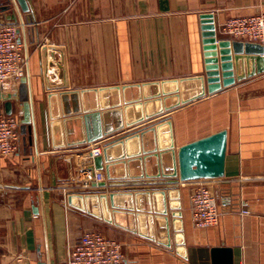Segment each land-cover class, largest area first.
Here are the masks:
<instances>
[{
    "label": "crops",
    "instance_id": "crops-1",
    "mask_svg": "<svg viewBox=\"0 0 264 264\" xmlns=\"http://www.w3.org/2000/svg\"><path fill=\"white\" fill-rule=\"evenodd\" d=\"M1 2L10 8L0 10V23L19 25V42L28 58L25 84L33 124L32 132L21 126L12 156L0 155V264H20V255L27 264H67L70 248L86 231L118 240L125 264H214L212 250L220 246L231 249L232 264H264V71L247 59L238 67L232 43L245 40L219 30L230 18L264 13V0H28V12L16 0ZM210 19L216 49L206 48ZM224 41L231 45L221 46ZM215 50L216 56L207 55ZM240 74L245 77L239 79ZM194 75H205L208 88L221 87L99 141L105 146L165 117L172 119L177 145L228 129L225 176L213 180L224 212L219 223L194 225L190 188L182 183L181 243L173 226L170 235H162L156 222L150 226L149 217L139 223L138 216L133 222V216L113 209L99 207L98 216L68 204L69 194L107 190L109 184L105 189L93 185L108 181L105 170L94 167L90 150L96 142L52 145L48 94ZM139 94L141 98L143 91ZM155 180L114 184L133 192L171 187ZM86 207L93 209L89 202Z\"/></svg>",
    "mask_w": 264,
    "mask_h": 264
},
{
    "label": "water",
    "instance_id": "water-1",
    "mask_svg": "<svg viewBox=\"0 0 264 264\" xmlns=\"http://www.w3.org/2000/svg\"><path fill=\"white\" fill-rule=\"evenodd\" d=\"M1 1V0H0ZM23 12L30 11L28 0H16ZM10 5H2L0 10L6 11ZM206 18H213L206 14ZM17 20L16 15L10 16ZM213 19L206 20V48L216 49L217 32ZM209 23V24H208ZM230 46V41L220 43ZM237 54L238 67L241 61L258 62V71H264V45L250 41H233ZM226 50H224L225 52ZM216 50L207 55L216 56ZM244 53V54H243ZM260 54V55H258ZM228 59V58H226ZM216 62V60H212ZM215 68L218 64H215ZM219 72H211V75ZM245 74H240L239 79ZM26 79H22L25 83ZM205 75H194L182 78L147 81L142 83H126L83 89H69L48 94L51 142L54 147L72 146L93 143L169 112L184 104L200 99L216 88H208ZM143 91L140 97L139 92ZM135 93L138 97L131 98ZM14 98L23 106L22 125L27 132H32L31 103L19 92L13 97L4 96L0 90V99L4 100L7 114L14 112ZM154 104V107H152ZM143 105L146 110L143 111ZM148 107V108H147ZM229 134L224 128L177 145L170 117L129 132L106 143L103 153L94 159L95 169L105 170L108 181L94 182V186L102 189L109 184L108 191H94L80 194H69L67 202L83 210L95 212L101 207L113 209V213H125L138 216L139 223L149 217L152 227L159 225L162 235L169 233L173 226L177 240L182 242L183 210L181 188L179 183L199 179H216L225 176ZM129 168V169H128ZM129 170V171H128ZM146 178L167 182L171 187L162 186L154 190L130 191L115 186V181ZM80 199L81 204H77ZM170 199V200H169ZM86 202L93 209L86 207ZM137 209L138 214H136ZM132 219V217H130ZM137 222V221H136ZM168 246L171 242H165ZM214 264H232L231 249L223 246L212 250ZM40 264H45L41 262Z\"/></svg>",
    "mask_w": 264,
    "mask_h": 264
},
{
    "label": "built area",
    "instance_id": "built-area-1",
    "mask_svg": "<svg viewBox=\"0 0 264 264\" xmlns=\"http://www.w3.org/2000/svg\"><path fill=\"white\" fill-rule=\"evenodd\" d=\"M66 1L72 4L75 0ZM219 30L225 35L264 45V13L230 18L220 25ZM27 65V55L19 42V25L16 22L0 23V90L4 96L14 97L19 92ZM13 101L14 112L7 114L4 100L0 99L1 156H12L21 139L24 110L22 104L15 105V98ZM103 148L104 144L96 141L90 150L93 160L103 153ZM213 180L183 183L190 188V212L198 228L217 225L224 213L214 192ZM18 260L20 264H27L23 255L18 256ZM67 264H125L123 246L99 231H86L70 248Z\"/></svg>",
    "mask_w": 264,
    "mask_h": 264
},
{
    "label": "rangeland",
    "instance_id": "rangeland-1",
    "mask_svg": "<svg viewBox=\"0 0 264 264\" xmlns=\"http://www.w3.org/2000/svg\"><path fill=\"white\" fill-rule=\"evenodd\" d=\"M20 94L22 97H26L27 96V87L25 83H22L20 85ZM22 129L25 130V126L22 125Z\"/></svg>",
    "mask_w": 264,
    "mask_h": 264
},
{
    "label": "bare ground",
    "instance_id": "bare-ground-1",
    "mask_svg": "<svg viewBox=\"0 0 264 264\" xmlns=\"http://www.w3.org/2000/svg\"><path fill=\"white\" fill-rule=\"evenodd\" d=\"M186 183V182H185ZM183 184V183H182Z\"/></svg>",
    "mask_w": 264,
    "mask_h": 264
},
{
    "label": "flooded vegetation",
    "instance_id": "flooded-vegetation-1",
    "mask_svg": "<svg viewBox=\"0 0 264 264\" xmlns=\"http://www.w3.org/2000/svg\"><path fill=\"white\" fill-rule=\"evenodd\" d=\"M1 2V1H0ZM2 3V2H1Z\"/></svg>",
    "mask_w": 264,
    "mask_h": 264
}]
</instances>
